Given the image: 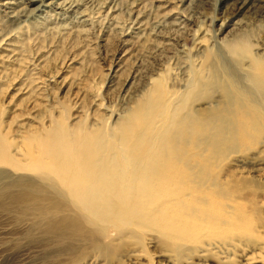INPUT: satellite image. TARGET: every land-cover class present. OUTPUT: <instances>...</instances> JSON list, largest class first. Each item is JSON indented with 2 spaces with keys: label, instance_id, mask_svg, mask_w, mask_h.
I'll return each mask as SVG.
<instances>
[{
  "label": "rangeland",
  "instance_id": "1",
  "mask_svg": "<svg viewBox=\"0 0 264 264\" xmlns=\"http://www.w3.org/2000/svg\"><path fill=\"white\" fill-rule=\"evenodd\" d=\"M69 1L41 16L29 11L35 0H0V131L10 139L49 117L72 128H109L157 75L164 89L181 94L196 72L215 84L218 99L220 85L234 86L225 67L238 69L224 44L246 38L251 53L264 47V0L241 9L234 0ZM197 41L208 50L194 49ZM253 100L261 103V94L254 91ZM263 146L247 144L219 161L216 174L232 191L219 193L179 242L151 224L122 222L103 231L95 215L31 163L11 178L29 175L30 187L0 192V264H264ZM55 215L66 223L57 228Z\"/></svg>",
  "mask_w": 264,
  "mask_h": 264
},
{
  "label": "bare ground",
  "instance_id": "2",
  "mask_svg": "<svg viewBox=\"0 0 264 264\" xmlns=\"http://www.w3.org/2000/svg\"><path fill=\"white\" fill-rule=\"evenodd\" d=\"M35 1L38 4L29 8L34 14L54 11L70 2ZM256 1L234 0L233 4L241 9L249 4L257 6ZM73 13L80 15L82 11ZM251 47L246 38L224 44L226 52L237 57L238 69L225 67L234 86L220 85L218 99L211 95L215 84L204 82L196 72L181 94L164 89L157 75L149 80L150 88L134 106L109 128L104 123L72 128L49 117L19 131L17 140L0 131V166L12 169L0 172V192L30 187L35 180L29 175L11 178L33 163L37 170L48 172L45 176L58 184L61 193L72 196L74 203L83 204L95 215L103 231H111L112 224L122 222L151 224L165 240L179 242L192 224H198L197 218L214 208L219 193L232 191L216 174L219 161L231 153L244 152L247 144L264 145V111L258 108L264 107V47L261 53H251ZM196 48L208 50L199 41ZM245 80L251 87L244 85ZM253 90L261 94V103L253 100ZM220 98H224L223 103ZM76 118L79 115L73 116ZM37 174L43 180L42 173ZM54 223L59 228L66 222L55 215Z\"/></svg>",
  "mask_w": 264,
  "mask_h": 264
}]
</instances>
